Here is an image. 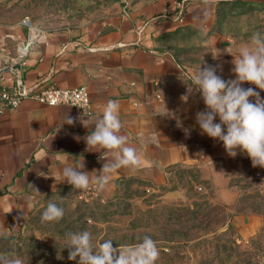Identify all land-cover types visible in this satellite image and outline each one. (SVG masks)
Listing matches in <instances>:
<instances>
[{
    "label": "crops",
    "instance_id": "1",
    "mask_svg": "<svg viewBox=\"0 0 264 264\" xmlns=\"http://www.w3.org/2000/svg\"><path fill=\"white\" fill-rule=\"evenodd\" d=\"M215 1L184 6L181 20L174 17V0L128 4L76 30L46 31L26 20L0 18V69L17 65L16 74L8 71L0 76V92L12 90L20 79L29 88L86 86L90 96L89 113L29 97L14 108H0V191L6 188L0 193V240L23 234L26 220L42 199L72 188L55 179L66 165H76L83 158V170L96 177L104 163L116 160L117 153L88 148L85 140L109 100L119 102L121 134L129 138L141 163L108 174L109 182L99 190L105 194L131 180L165 186L186 169L222 178L250 161L239 149L230 157L221 141L202 133L196 113L206 106L198 91H187L197 66L179 62L167 47L184 30L210 29ZM215 47L220 50L212 65L217 67L216 74L224 80L235 79L234 57L224 51L221 40ZM241 86L253 88L264 98V91L255 85L244 82ZM66 115L74 119L73 125L63 123ZM214 122L219 123V118ZM229 223L246 239L258 228L260 218L232 214ZM8 253L13 256L12 251Z\"/></svg>",
    "mask_w": 264,
    "mask_h": 264
},
{
    "label": "rangeland",
    "instance_id": "2",
    "mask_svg": "<svg viewBox=\"0 0 264 264\" xmlns=\"http://www.w3.org/2000/svg\"><path fill=\"white\" fill-rule=\"evenodd\" d=\"M150 1L156 0H0V18L46 31L76 30ZM200 1L184 0V6ZM256 31L264 33V0H217L210 29L184 30L167 47L184 65L212 66L218 40L235 51ZM176 179L161 187L125 181L108 194L91 188L56 192L38 202L23 234L0 240V254L12 251L34 264H78L79 257L68 259L67 234L87 230L94 246L105 239L114 247L134 246L150 235L160 251L157 264H264V168L250 160L222 178L186 169ZM49 202L64 209L59 222L42 221ZM232 214H255L260 225L242 239L230 226Z\"/></svg>",
    "mask_w": 264,
    "mask_h": 264
},
{
    "label": "clouds",
    "instance_id": "3",
    "mask_svg": "<svg viewBox=\"0 0 264 264\" xmlns=\"http://www.w3.org/2000/svg\"><path fill=\"white\" fill-rule=\"evenodd\" d=\"M224 51L234 57L232 71L235 79L224 80L216 74L217 67H201L202 63L192 71V85H187V91H198L206 106L205 111L196 113V123L202 133L221 141L230 157H235L239 149L247 154L253 167L264 168V98L253 88L241 86L248 82L264 91V33L253 32L249 43L235 51L229 48ZM219 55L220 50L216 49L213 58ZM216 117L219 123L214 122ZM63 123L73 125L74 119L66 115ZM81 123L88 127L82 119ZM122 128L120 104L109 100L85 140L88 148L98 147L117 153L116 160L110 164L104 163L99 171L101 175L90 177L89 172L83 170L82 158L76 165H66L55 179L58 182L66 181L79 190H88L92 184L97 186V190H102L109 182L108 174L111 172L120 167H138L140 155L134 147L129 146V138L121 134ZM63 216L64 209L49 202L41 219L44 222H59ZM67 237L68 259L76 260L79 257L78 264H157L160 257L157 244L150 235H145L134 246L123 247H114L111 239L94 246L92 234L87 230L70 232ZM0 264H23V261L10 254H0Z\"/></svg>",
    "mask_w": 264,
    "mask_h": 264
},
{
    "label": "built area",
    "instance_id": "4",
    "mask_svg": "<svg viewBox=\"0 0 264 264\" xmlns=\"http://www.w3.org/2000/svg\"><path fill=\"white\" fill-rule=\"evenodd\" d=\"M174 4V17L177 20H181L184 10V0H174ZM27 97L50 106L65 104L85 113L90 112V96L86 86L61 88L52 85H36L29 88L21 81H17L12 90H1L0 108H14L22 98Z\"/></svg>",
    "mask_w": 264,
    "mask_h": 264
},
{
    "label": "water",
    "instance_id": "5",
    "mask_svg": "<svg viewBox=\"0 0 264 264\" xmlns=\"http://www.w3.org/2000/svg\"><path fill=\"white\" fill-rule=\"evenodd\" d=\"M14 72L15 74L17 73V65H12V66H7V67H4L2 69H0V76L4 73V72ZM20 81V79H18V82ZM2 192H6V188H4L2 191H0V193Z\"/></svg>",
    "mask_w": 264,
    "mask_h": 264
}]
</instances>
